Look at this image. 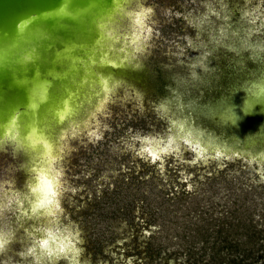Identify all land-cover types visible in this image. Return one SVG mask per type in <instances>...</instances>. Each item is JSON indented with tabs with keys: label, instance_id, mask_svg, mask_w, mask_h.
<instances>
[{
	"label": "rangeland",
	"instance_id": "rangeland-1",
	"mask_svg": "<svg viewBox=\"0 0 264 264\" xmlns=\"http://www.w3.org/2000/svg\"><path fill=\"white\" fill-rule=\"evenodd\" d=\"M142 3L141 94L120 87L97 115V136L68 139L56 211L41 225L78 239L81 264H264V164L197 158L176 127L183 118L163 104L176 87L202 95L218 75L264 59V0ZM150 142L164 147L154 159ZM24 177L3 149L0 189L18 192ZM13 217H0V230L10 227L0 264H35L30 220Z\"/></svg>",
	"mask_w": 264,
	"mask_h": 264
},
{
	"label": "bare ground",
	"instance_id": "bare-ground-1",
	"mask_svg": "<svg viewBox=\"0 0 264 264\" xmlns=\"http://www.w3.org/2000/svg\"><path fill=\"white\" fill-rule=\"evenodd\" d=\"M22 3L7 6L0 15V152L9 148L20 159L25 177L18 192L0 189V217L11 213L19 224L30 220L28 233L38 237L43 233L37 229L47 228L41 225L43 218H52L56 211L60 161L68 139L81 133L96 137L97 115L120 87L137 97L141 94L145 70L137 53L149 33V8L142 0ZM261 60L228 69L245 75L239 84L245 93L239 111L231 104V93L237 88L217 96V79L212 87L205 83L202 95H185L176 87L164 101L183 118L176 127L186 130L183 139L197 158L211 153L264 164ZM206 120L232 128L217 129ZM147 148L152 159L164 149L157 142ZM5 193H9L6 205ZM5 236L0 230V249L7 244Z\"/></svg>",
	"mask_w": 264,
	"mask_h": 264
},
{
	"label": "clouds",
	"instance_id": "clouds-1",
	"mask_svg": "<svg viewBox=\"0 0 264 264\" xmlns=\"http://www.w3.org/2000/svg\"><path fill=\"white\" fill-rule=\"evenodd\" d=\"M216 73H220L217 65ZM218 76L220 80L216 82V95H226L231 88L236 87L237 90L231 93V104L239 111L245 100V93L242 88H239V84L245 79V75L243 73L237 75L229 71L227 74H220ZM260 113H264V109H261ZM205 122L217 129L224 128L225 130H230L232 128V126L220 125L218 121L206 120ZM8 195L9 193H5L3 197L5 205L8 201ZM2 228L6 233L5 237H7V234H10V227L5 224ZM37 231L42 232L43 235L32 238L31 254L34 257L35 264H45V261H47V264H56V261L59 259L66 260L67 264H81L79 255L83 252V248L78 246L80 244L78 239L71 237L70 234H64L60 228H57L55 232L50 228H38ZM27 254L26 252L25 255Z\"/></svg>",
	"mask_w": 264,
	"mask_h": 264
},
{
	"label": "water",
	"instance_id": "water-1",
	"mask_svg": "<svg viewBox=\"0 0 264 264\" xmlns=\"http://www.w3.org/2000/svg\"><path fill=\"white\" fill-rule=\"evenodd\" d=\"M21 2H25V0H20ZM18 2H19V0H0V15H2L3 16V13H4V10L5 9H8L7 8V6H10V5H12V7H14V4H18ZM22 3V4H23ZM17 7V6H16ZM16 9V8H15ZM13 9L11 8V11L10 12H13L12 11ZM17 11V9L15 10V12ZM14 12V13H15ZM7 15V14H6ZM5 15V16H6ZM258 61H262L260 58L258 59V60H256V62H258ZM259 66H262V63H260V65Z\"/></svg>",
	"mask_w": 264,
	"mask_h": 264
}]
</instances>
